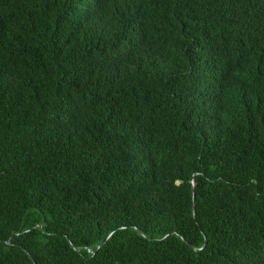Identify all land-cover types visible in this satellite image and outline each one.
Here are the masks:
<instances>
[{
    "label": "trees",
    "instance_id": "1",
    "mask_svg": "<svg viewBox=\"0 0 264 264\" xmlns=\"http://www.w3.org/2000/svg\"><path fill=\"white\" fill-rule=\"evenodd\" d=\"M0 264H264V0H0Z\"/></svg>",
    "mask_w": 264,
    "mask_h": 264
},
{
    "label": "water",
    "instance_id": "2",
    "mask_svg": "<svg viewBox=\"0 0 264 264\" xmlns=\"http://www.w3.org/2000/svg\"><path fill=\"white\" fill-rule=\"evenodd\" d=\"M194 184V183H193ZM107 239H108V237L107 238H105L102 242H101V244L97 247V249H96V251H94L93 252V254H95L102 246H103V244L107 241ZM9 244H10V242H8ZM31 258V257H30Z\"/></svg>",
    "mask_w": 264,
    "mask_h": 264
}]
</instances>
